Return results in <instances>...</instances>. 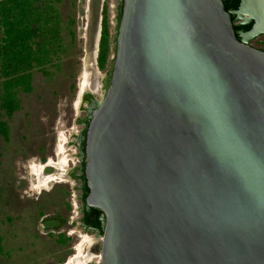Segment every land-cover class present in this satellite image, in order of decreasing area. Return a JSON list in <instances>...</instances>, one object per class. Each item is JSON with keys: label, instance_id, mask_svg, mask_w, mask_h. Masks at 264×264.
I'll return each instance as SVG.
<instances>
[{"label": "water", "instance_id": "obj_1", "mask_svg": "<svg viewBox=\"0 0 264 264\" xmlns=\"http://www.w3.org/2000/svg\"><path fill=\"white\" fill-rule=\"evenodd\" d=\"M113 51L85 148L101 263L264 264V50L223 0H122Z\"/></svg>", "mask_w": 264, "mask_h": 264}, {"label": "rangeland", "instance_id": "obj_2", "mask_svg": "<svg viewBox=\"0 0 264 264\" xmlns=\"http://www.w3.org/2000/svg\"><path fill=\"white\" fill-rule=\"evenodd\" d=\"M121 3L54 0L59 35L52 61L32 71L30 90L16 92L17 109L10 114L3 106L5 79L0 76V264H102V241L87 240L102 235L81 225L80 184L74 176L86 156L88 126L110 84ZM106 8L111 51L106 70H101ZM83 82L89 90L78 113ZM60 146L73 157L69 173L60 165H48L50 160L61 162ZM50 176L65 181L44 185Z\"/></svg>", "mask_w": 264, "mask_h": 264}, {"label": "trees", "instance_id": "obj_3", "mask_svg": "<svg viewBox=\"0 0 264 264\" xmlns=\"http://www.w3.org/2000/svg\"><path fill=\"white\" fill-rule=\"evenodd\" d=\"M53 4L54 0H0V76L5 79L3 106L9 114L17 109L16 92L30 90L32 71L52 61L59 35ZM103 22L98 65L106 70L112 37L107 8Z\"/></svg>", "mask_w": 264, "mask_h": 264}, {"label": "flooded vegetation", "instance_id": "obj_4", "mask_svg": "<svg viewBox=\"0 0 264 264\" xmlns=\"http://www.w3.org/2000/svg\"><path fill=\"white\" fill-rule=\"evenodd\" d=\"M228 12L233 16L236 33L241 41H246L253 48L264 50V32L258 35H251L256 27V22L250 19L251 15L241 13L242 0H223ZM254 7V4L252 5ZM247 20H251L247 22ZM251 33V34H250ZM248 35V37H247ZM247 38V39H245ZM86 144L85 138L83 144ZM80 174L75 175V180L80 184L76 189L80 192L78 202L81 204V225L87 230L98 232L103 235L105 231V219L103 213L98 209H91L85 206V201L89 195L85 170L87 166V157L82 155ZM100 239H103L102 237ZM102 241V240H101Z\"/></svg>", "mask_w": 264, "mask_h": 264}, {"label": "bare ground", "instance_id": "obj_5", "mask_svg": "<svg viewBox=\"0 0 264 264\" xmlns=\"http://www.w3.org/2000/svg\"><path fill=\"white\" fill-rule=\"evenodd\" d=\"M254 4V7H252L253 9H255V8H257L258 7V4H259V0H252V4H251V6ZM251 17V16H250ZM88 86H87V83L86 82H83L82 84H81V86H80V95H79V99H78V102H77V104H76V107H77V112L79 113V111L81 110V102H82V98L83 97H85L86 95H87V93H88ZM83 106V105H82ZM67 141H68V139H67ZM66 141V142H67ZM68 143V142H67ZM66 148L65 147H63V146H60L59 147V154H60V156H62L61 158H62V160H61V162L59 163V164H54V162L53 161H51L50 160V162H49V164L48 165H50V166H52V165H55V166H57V165H60V166H62V171L63 172H70L71 170H70V168H69V163H70V161H72L73 160V157L72 156H70V155H67L66 154ZM75 160V159H74ZM45 167H47V166H44V168ZM41 169H43V167L41 166L40 167ZM42 173V172H41ZM68 174H66V176H67ZM59 179H61L62 181H65L64 179V177L62 176V177H59V178H57V177H53V176H50V177H48L47 178V180H45L46 182H45V184L44 185H47V184H49V183H51V182H54L55 180H59ZM87 239V238H86ZM88 240V242L89 243H92V244H94V243H98L99 241H101V239L100 238H97V237H90V238H88L87 239ZM102 241H103V239H102ZM80 251V250H79ZM79 256V255H78ZM75 259H76V257H75ZM74 259V260H75ZM101 259H102V255H101ZM95 262H96V260H94ZM72 262V261H71ZM71 262L69 263V264H71Z\"/></svg>", "mask_w": 264, "mask_h": 264}]
</instances>
